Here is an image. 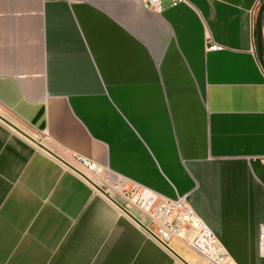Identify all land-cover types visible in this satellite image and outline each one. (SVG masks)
<instances>
[{"label":"crops","instance_id":"obj_1","mask_svg":"<svg viewBox=\"0 0 264 264\" xmlns=\"http://www.w3.org/2000/svg\"><path fill=\"white\" fill-rule=\"evenodd\" d=\"M263 1L0 0V112L109 185L183 199L233 262L264 264ZM261 40L264 61V12ZM0 264L183 263L0 122Z\"/></svg>","mask_w":264,"mask_h":264},{"label":"built area","instance_id":"obj_2","mask_svg":"<svg viewBox=\"0 0 264 264\" xmlns=\"http://www.w3.org/2000/svg\"><path fill=\"white\" fill-rule=\"evenodd\" d=\"M178 1L180 0H173V4ZM143 3L154 10L159 8V0H143ZM217 48L210 47L212 50ZM70 162L125 209H135L142 214L146 219L142 224L152 234L149 237L161 247L168 246L170 241L175 240L197 255L203 264H236L183 199H165L138 186H130L124 190L121 183L107 184L101 178V170L96 163L80 156L71 157ZM258 253L264 258V225L258 228Z\"/></svg>","mask_w":264,"mask_h":264},{"label":"water","instance_id":"obj_3","mask_svg":"<svg viewBox=\"0 0 264 264\" xmlns=\"http://www.w3.org/2000/svg\"><path fill=\"white\" fill-rule=\"evenodd\" d=\"M264 12V2H262L255 14V20H254V28H255V52L258 59V63L264 72V61H263V54H262V40H261V33H262V15ZM0 122L4 123L6 126H8L13 131L17 132L24 138L31 141L37 148L44 151L51 157H53L55 160L60 162L62 165H64L67 169L78 175L79 177L83 178L96 192H98L100 195H102L105 199H107L110 203H112L116 208H118L122 213H124L128 218H130L134 223H136L145 233L148 235L152 234L148 231V229L136 218L134 217L127 209H125L123 206H121L119 203H117L110 195H108L100 186L96 185L92 181H90L84 174H82L80 171H78L76 168H74L72 165H70L68 162L64 161L62 158L57 156L55 153H53L51 150H49L45 145L34 139L33 137L29 136L22 130H20L18 127L13 125L11 122H9L7 119L2 117L0 115ZM165 249H167L169 252H171L178 260H180L183 264H187L185 261H183L176 253H174L168 246H165Z\"/></svg>","mask_w":264,"mask_h":264},{"label":"rangeland","instance_id":"obj_4","mask_svg":"<svg viewBox=\"0 0 264 264\" xmlns=\"http://www.w3.org/2000/svg\"><path fill=\"white\" fill-rule=\"evenodd\" d=\"M0 115L3 117L4 115L0 112ZM69 162V161H67ZM117 184V183H116ZM128 187H125L124 190H127ZM174 249H176L177 251L183 253V249L177 245H173ZM241 261H245V262H250L249 258H240Z\"/></svg>","mask_w":264,"mask_h":264},{"label":"bare ground","instance_id":"obj_5","mask_svg":"<svg viewBox=\"0 0 264 264\" xmlns=\"http://www.w3.org/2000/svg\"><path fill=\"white\" fill-rule=\"evenodd\" d=\"M69 163L71 164V165H73L74 167H76L74 164H72L70 161H69ZM77 168V167H76Z\"/></svg>","mask_w":264,"mask_h":264},{"label":"trees","instance_id":"obj_6","mask_svg":"<svg viewBox=\"0 0 264 264\" xmlns=\"http://www.w3.org/2000/svg\"><path fill=\"white\" fill-rule=\"evenodd\" d=\"M264 2V1H263Z\"/></svg>","mask_w":264,"mask_h":264}]
</instances>
